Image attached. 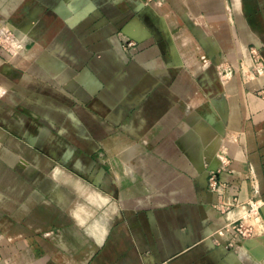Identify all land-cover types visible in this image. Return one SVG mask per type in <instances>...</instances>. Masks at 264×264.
Masks as SVG:
<instances>
[{"label":"crops","instance_id":"0c3cea01","mask_svg":"<svg viewBox=\"0 0 264 264\" xmlns=\"http://www.w3.org/2000/svg\"><path fill=\"white\" fill-rule=\"evenodd\" d=\"M5 29L2 264H264V0H0Z\"/></svg>","mask_w":264,"mask_h":264},{"label":"built area","instance_id":"2783aa9c","mask_svg":"<svg viewBox=\"0 0 264 264\" xmlns=\"http://www.w3.org/2000/svg\"><path fill=\"white\" fill-rule=\"evenodd\" d=\"M136 45V42L131 39H124V47L132 48ZM21 47L20 42L15 36L14 32L10 29L0 30V48H5L6 50L13 52L14 50H18ZM253 56L256 61V69L260 68V64L262 62V58L259 52L256 49L252 50ZM209 187L216 191L220 196L224 191V185L219 181L216 171H212L209 177ZM233 203H222L221 202V210H228L232 206ZM259 204L257 201L250 202V210L247 214L240 217L237 220L230 222L227 226V230L231 233L230 242L231 244H236L245 236L253 237L255 235V231H257L258 227L257 223H260V217L258 214ZM256 221V222H255ZM0 264H2L0 257Z\"/></svg>","mask_w":264,"mask_h":264},{"label":"rangeland","instance_id":"374dc122","mask_svg":"<svg viewBox=\"0 0 264 264\" xmlns=\"http://www.w3.org/2000/svg\"><path fill=\"white\" fill-rule=\"evenodd\" d=\"M255 222H256V221H255ZM259 224H260V223H257V222H256V225H257V227H258V228H257L258 230L255 231V232H256L255 235H257V234L260 232V229H259L260 226H259ZM255 235H254V236H255ZM254 236H253V237H254ZM253 237H248V236L246 237V236H245V237L242 238L241 240H244V239H250V238H253Z\"/></svg>","mask_w":264,"mask_h":264}]
</instances>
